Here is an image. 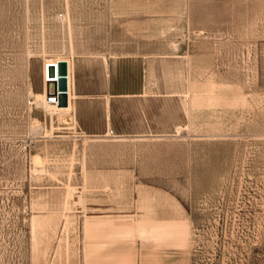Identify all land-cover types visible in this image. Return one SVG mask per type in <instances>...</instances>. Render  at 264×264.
I'll return each mask as SVG.
<instances>
[{
    "label": "rangeland",
    "instance_id": "1",
    "mask_svg": "<svg viewBox=\"0 0 264 264\" xmlns=\"http://www.w3.org/2000/svg\"><path fill=\"white\" fill-rule=\"evenodd\" d=\"M0 264H264V0H0Z\"/></svg>",
    "mask_w": 264,
    "mask_h": 264
},
{
    "label": "bare ground",
    "instance_id": "2",
    "mask_svg": "<svg viewBox=\"0 0 264 264\" xmlns=\"http://www.w3.org/2000/svg\"><path fill=\"white\" fill-rule=\"evenodd\" d=\"M60 61H66L68 63V75H69L70 72H71V68H70V60H69L68 57H65V56H62V55H57V56L53 57V59H50L49 61H47V64H51V63L57 64ZM49 85H51V86L53 85V90L55 92L54 91L53 92L50 91V89L48 88V90L46 92H44L43 94H41V96L38 97L35 100L36 105L41 106L44 109L50 110L53 113H55V112L61 113V112H68V111H70L72 109V105H71V99H72L71 87L69 86V89H68L69 91L67 93L68 94V101H67V103L69 104L68 108H62V107L60 108V107H58V101L60 100V104H61V99L62 98H61V95L59 94V91H58V80L57 79H55V80L54 79L49 80ZM30 94L33 95V92H31ZM59 96H60V99H59ZM61 106H62V104H61ZM34 159L36 161L39 158L38 157H35ZM34 170L35 171H39L40 168H36L35 167ZM39 172H43V170L41 169V171H39ZM75 202L76 203H79L80 202V196H77V197L75 196Z\"/></svg>",
    "mask_w": 264,
    "mask_h": 264
},
{
    "label": "water",
    "instance_id": "3",
    "mask_svg": "<svg viewBox=\"0 0 264 264\" xmlns=\"http://www.w3.org/2000/svg\"><path fill=\"white\" fill-rule=\"evenodd\" d=\"M67 74L68 63L66 61H60L57 64L51 63L46 65V78L47 80L57 79L59 80L58 88L63 92L61 93L62 106L67 105Z\"/></svg>",
    "mask_w": 264,
    "mask_h": 264
},
{
    "label": "crops",
    "instance_id": "4",
    "mask_svg": "<svg viewBox=\"0 0 264 264\" xmlns=\"http://www.w3.org/2000/svg\"><path fill=\"white\" fill-rule=\"evenodd\" d=\"M68 89H69V86L71 87V94L73 95V97H74V99L75 98H77V97H79L78 96V94H74V91H73V93H72V89H73V87H72V66H71V72H70V74L68 75ZM107 105H108V103H107ZM72 107H73V104H72ZM68 112H72V109L70 110V111H68Z\"/></svg>",
    "mask_w": 264,
    "mask_h": 264
}]
</instances>
